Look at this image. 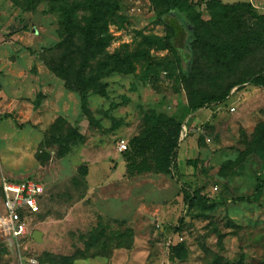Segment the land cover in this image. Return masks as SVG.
I'll return each mask as SVG.
<instances>
[{
    "label": "rangeland",
    "instance_id": "obj_1",
    "mask_svg": "<svg viewBox=\"0 0 264 264\" xmlns=\"http://www.w3.org/2000/svg\"><path fill=\"white\" fill-rule=\"evenodd\" d=\"M99 1L0 0V181L47 191L29 238L0 231V264H264V23L221 6L264 0H189L211 45L196 69L164 5ZM156 116L182 124L174 167L129 175L119 141Z\"/></svg>",
    "mask_w": 264,
    "mask_h": 264
},
{
    "label": "trees",
    "instance_id": "obj_2",
    "mask_svg": "<svg viewBox=\"0 0 264 264\" xmlns=\"http://www.w3.org/2000/svg\"><path fill=\"white\" fill-rule=\"evenodd\" d=\"M154 4L164 5L165 8L158 13V19L171 31L169 36V50L176 61L181 65L191 63L193 69L198 66L196 56L198 50H208L211 45L206 38L192 29L194 26L204 24L201 14L189 0H151ZM221 4L219 1H216ZM93 7L98 10L109 5L99 0H92ZM228 10L244 9L253 19L264 23V15L258 14L251 3L239 2L236 4H221ZM183 70V69H182ZM81 98L83 110L86 111L87 99L82 82H77L73 87ZM224 95L207 96L204 102L219 101ZM182 133V124L175 117H153L151 127L141 136L134 137L128 143L125 151L127 157V172L129 175L142 174L154 171L161 174H169L174 167V159L177 157V148ZM188 164L192 162L187 161ZM86 173V171H84ZM193 198L206 201L200 190L193 192ZM188 248L185 243L179 242L169 248V259L186 260Z\"/></svg>",
    "mask_w": 264,
    "mask_h": 264
},
{
    "label": "built area",
    "instance_id": "obj_3",
    "mask_svg": "<svg viewBox=\"0 0 264 264\" xmlns=\"http://www.w3.org/2000/svg\"><path fill=\"white\" fill-rule=\"evenodd\" d=\"M231 110L234 111L235 108L232 107ZM127 149L128 141L121 139L119 150L125 152ZM46 198L45 185L38 179L3 177L0 181V231L14 241L29 238Z\"/></svg>",
    "mask_w": 264,
    "mask_h": 264
},
{
    "label": "water",
    "instance_id": "obj_4",
    "mask_svg": "<svg viewBox=\"0 0 264 264\" xmlns=\"http://www.w3.org/2000/svg\"><path fill=\"white\" fill-rule=\"evenodd\" d=\"M33 236L37 240H42V233L41 232L35 231Z\"/></svg>",
    "mask_w": 264,
    "mask_h": 264
}]
</instances>
